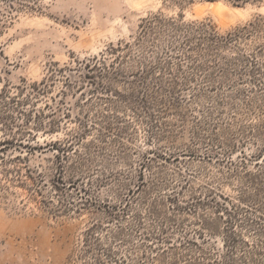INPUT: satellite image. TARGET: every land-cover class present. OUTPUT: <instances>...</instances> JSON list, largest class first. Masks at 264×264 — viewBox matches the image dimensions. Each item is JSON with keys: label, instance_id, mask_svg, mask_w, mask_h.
<instances>
[{"label": "rangeland", "instance_id": "1", "mask_svg": "<svg viewBox=\"0 0 264 264\" xmlns=\"http://www.w3.org/2000/svg\"><path fill=\"white\" fill-rule=\"evenodd\" d=\"M4 140L0 264H264V0H0Z\"/></svg>", "mask_w": 264, "mask_h": 264}, {"label": "trees", "instance_id": "2", "mask_svg": "<svg viewBox=\"0 0 264 264\" xmlns=\"http://www.w3.org/2000/svg\"><path fill=\"white\" fill-rule=\"evenodd\" d=\"M111 50H114V49L111 48ZM1 143H2V144H3V143L5 144V143H7V142L4 140L3 142H0V144H1ZM5 163H6V162L3 163V166H5ZM0 166H2V164H0ZM2 172H3L4 176H8V175H10V174H14V173H15V174H18V171H16V170H6V169H3Z\"/></svg>", "mask_w": 264, "mask_h": 264}]
</instances>
